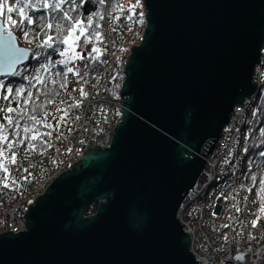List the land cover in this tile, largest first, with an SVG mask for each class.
Listing matches in <instances>:
<instances>
[{
    "label": "water",
    "instance_id": "95a60500",
    "mask_svg": "<svg viewBox=\"0 0 264 264\" xmlns=\"http://www.w3.org/2000/svg\"><path fill=\"white\" fill-rule=\"evenodd\" d=\"M144 4L110 146L90 143L29 206L26 229L0 234V264H199L178 212L234 108L258 90L264 0Z\"/></svg>",
    "mask_w": 264,
    "mask_h": 264
},
{
    "label": "built area",
    "instance_id": "2783aa9c",
    "mask_svg": "<svg viewBox=\"0 0 264 264\" xmlns=\"http://www.w3.org/2000/svg\"><path fill=\"white\" fill-rule=\"evenodd\" d=\"M111 3L127 7L136 0H111ZM145 8L143 1L142 7L136 10L143 13L142 24L128 21L124 16L116 21L108 16L111 7L106 0L101 13L105 17L101 20L104 39L96 45L102 50L99 60L74 61L84 79L79 80L70 73L67 90L62 89L54 97V103L44 110L50 114L46 119L53 125L49 140L52 147H47L43 155L40 152L19 153V167L28 169L27 172H12L13 178L19 180V190L0 188V234L26 229L24 216L29 206L35 204L36 198L44 194L56 178L79 161L90 143V148L110 146L114 129L123 121L126 98L122 99L120 93L123 85L120 74H124L123 67L132 53L131 47L140 45L143 40L148 24ZM91 47L89 44L83 51H77L86 56ZM261 53L253 79L258 89L264 83V48ZM81 87L87 92L86 99L80 96ZM61 100L65 103L61 104ZM78 100H82L81 106L69 113L66 122L59 121L60 128L56 131L58 118L63 115L57 108L67 109ZM250 103L251 98H247L234 108L210 157L206 156L202 176L180 205L178 217L184 230L190 233V249L199 264H264V215L253 228L251 222L257 219L256 205L245 190L242 176L249 141L244 121ZM76 116L80 119L76 120ZM25 176L27 180L23 179ZM241 254L244 259H236Z\"/></svg>",
    "mask_w": 264,
    "mask_h": 264
},
{
    "label": "snow or ice",
    "instance_id": "6c2138e0",
    "mask_svg": "<svg viewBox=\"0 0 264 264\" xmlns=\"http://www.w3.org/2000/svg\"><path fill=\"white\" fill-rule=\"evenodd\" d=\"M86 0H0V57L3 58V68L0 69V75H19L15 71V66L21 61L28 58L31 52L33 57L39 59L46 50L51 49L53 52L59 53L62 57L56 63L64 67V71L61 74L57 72L55 75L60 77V80L52 78L51 68L55 67L51 61L48 63H40L39 67L35 69V75L26 77L28 80V88H16L8 86L6 87L5 95L0 96V100L3 101H16L18 107H0V188L3 189H15L19 190V180L13 178L12 172H27L28 169H21L19 167V161L17 159L20 146L25 145L23 151L26 155L37 152L40 149V154L43 155V151L46 147H52L49 142L51 138V131L41 132L40 127L51 129L53 125L47 121V117L50 115L47 112L43 113V117L38 119L40 111L44 104L54 103V96L59 95V92H55L48 88L49 84L59 85V88L67 90L68 86V75L74 74L83 80L84 76L80 74V68L74 63L76 60H99L102 50L97 47L98 43H103V34L99 31L101 25L100 20L105 17L99 11L93 13L92 16H88L85 19L78 18L77 15H73L77 11L78 7L85 3ZM96 2L103 7L106 0H96ZM111 11L108 12V16L116 21L124 16L128 21H135V23H143V13H137V9L142 7L140 0H137L135 4H129L127 7L121 3L112 4L109 0ZM119 13V15H115ZM93 16L96 19H93ZM137 16L139 17L137 19ZM15 31L22 33L23 38L31 42L33 39L39 40L37 44V50L33 51L29 48H19L16 46L17 37L13 34ZM49 30H55L56 35H49ZM115 31V29H113ZM43 33V38L41 34ZM92 44L90 51L87 55H82L77 52L76 49L80 48L82 51L89 45ZM65 47L61 50L60 46ZM72 64L71 67L68 65ZM87 69L88 65H84ZM43 73H48L44 76ZM87 75V72L84 73ZM115 79V77H114ZM40 85L45 89L43 93L37 89V93L34 99L31 88ZM0 89H5V84L0 81ZM72 91H76L73 89ZM80 96L83 99L87 98V92L84 91L83 87L79 90ZM41 95L46 99L41 101L39 104L36 103L40 100ZM71 93H69V96ZM24 97L23 105H20V98ZM61 104L65 101L61 100ZM82 100L75 101L74 104H69L67 109L57 108V111H62L63 115L58 118V123L55 126V130L59 131V121L66 122L65 118L68 117L69 113L74 109H78L81 106ZM29 106H31V114L29 112ZM18 115H14L17 114ZM76 120L80 117L76 116ZM21 121H24L23 126ZM9 129L12 131L9 132ZM71 131V128H69ZM24 133V136H21ZM261 136H264V128L260 130ZM17 137H20L17 139ZM48 137L49 139H45ZM59 138V137H57ZM38 142V143H35ZM46 146V147H42ZM264 156V152L260 153ZM10 166H16L12 169ZM31 167V165H29ZM27 180L28 177H23ZM252 184L256 185L257 177L251 176ZM252 191L251 188L248 189ZM257 195L261 207L257 214V219L251 222L253 228L257 226L260 220V214H264V178L259 181V188ZM247 199V197L245 198ZM237 212L240 208L236 207ZM227 227V225H225ZM253 239L255 237H252ZM227 239V237H225ZM238 260H243V254L236 257Z\"/></svg>",
    "mask_w": 264,
    "mask_h": 264
},
{
    "label": "trees",
    "instance_id": "16d2710c",
    "mask_svg": "<svg viewBox=\"0 0 264 264\" xmlns=\"http://www.w3.org/2000/svg\"><path fill=\"white\" fill-rule=\"evenodd\" d=\"M79 3V0H78ZM99 11L102 13V7L96 2V0H86L85 3L80 5L76 12L73 13V15H77L80 19H85L88 16H92L93 13ZM93 19H96V17L93 16ZM101 25V20L99 21ZM99 31L102 33V27H100ZM14 33L17 36L18 42L21 46L29 47L33 51L37 50V44L40 42L39 40L33 39L31 42L28 40H25L23 38V35L19 31H15ZM49 35L55 36L56 32L55 30H49ZM41 38H43V33L41 34ZM99 44V43H98ZM65 46L61 45L60 49L62 50ZM264 48V45H263ZM79 51H81L80 48H77ZM62 59V57L59 56L58 51L53 52L51 49L46 50V52L39 57V59H36L31 54L29 61L21 66L17 72L19 75H13L8 77H0V81H3L5 84V89H0V96L7 94L6 93V87L11 86L15 90L16 88H28V80L26 77H31L35 75V69L39 67L40 63H48V61H51L53 64H55V67L51 68L52 78L56 80H60L59 76H56L55 74L57 72H60L61 74L65 70L64 67L58 63ZM44 76H47L48 73H43ZM125 78V75L123 73L120 74V82L122 83ZM49 89L54 90L55 92H60L62 89L59 88V85H48ZM37 89L40 90L41 93L45 91L44 88H42L40 85H37L34 88H31V91L33 92V96L35 99ZM55 97V96H54ZM23 99L24 97L20 98V105H23ZM46 98L41 95L40 100H37L36 103L39 104L41 101L45 100ZM50 104L45 103L42 109H38L40 111V116L37 118H42L44 110L49 106ZM18 107L16 101H3L0 100V107ZM29 112L31 114V106H29ZM14 115H18L14 114ZM0 122H3L2 119H0ZM24 121H21V125L23 126ZM40 128L41 132H49L50 129L43 128L40 126H37ZM264 128V83L263 85L257 90V92L251 97V103L248 107L245 121H244V129L249 134V141L246 148L245 156H244V162H243V170H242V176L245 181V190L250 195V198L256 205V213L258 214L259 209L261 207V204L259 202V198L257 195V190L259 188V181L261 178H264V156H261L260 153L264 152V136H261L260 130ZM12 130L9 129V132ZM24 133H21V136H24ZM20 137H17L19 139ZM45 139H48V137H45ZM38 143V142H35ZM25 145L20 146L19 153H24ZM46 147V146H42ZM47 148V147H46ZM37 152H40V149L37 150ZM255 175L257 177V183L256 185L252 184L251 176ZM251 188L252 191L249 192L248 189ZM98 202H93L89 204L85 211V216H91L94 215L97 212L98 209ZM264 214H260L262 216Z\"/></svg>",
    "mask_w": 264,
    "mask_h": 264
},
{
    "label": "rangeland",
    "instance_id": "374dc122",
    "mask_svg": "<svg viewBox=\"0 0 264 264\" xmlns=\"http://www.w3.org/2000/svg\"><path fill=\"white\" fill-rule=\"evenodd\" d=\"M129 1H131V0H129ZM143 1L144 0H140V3L143 4ZM136 2H137V0H136ZM76 51H77V49H76ZM77 52H79V51H77Z\"/></svg>",
    "mask_w": 264,
    "mask_h": 264
},
{
    "label": "bare ground",
    "instance_id": "6f19581e",
    "mask_svg": "<svg viewBox=\"0 0 264 264\" xmlns=\"http://www.w3.org/2000/svg\"><path fill=\"white\" fill-rule=\"evenodd\" d=\"M263 49V48H262ZM124 80H125V78H124Z\"/></svg>",
    "mask_w": 264,
    "mask_h": 264
}]
</instances>
